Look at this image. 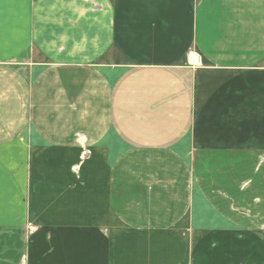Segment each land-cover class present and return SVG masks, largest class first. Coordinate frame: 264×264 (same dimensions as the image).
Segmentation results:
<instances>
[{"label":"crops","instance_id":"0c3cea01","mask_svg":"<svg viewBox=\"0 0 264 264\" xmlns=\"http://www.w3.org/2000/svg\"><path fill=\"white\" fill-rule=\"evenodd\" d=\"M250 79L264 93V0H0V264H190L199 230L185 231L233 211L218 201L223 183L215 194L200 175L188 183L184 163L251 139L264 167V109L251 138L210 110H232ZM93 196L124 205L112 225L103 206L89 212ZM256 200L264 264L261 173Z\"/></svg>","mask_w":264,"mask_h":264},{"label":"rangeland","instance_id":"374dc122","mask_svg":"<svg viewBox=\"0 0 264 264\" xmlns=\"http://www.w3.org/2000/svg\"><path fill=\"white\" fill-rule=\"evenodd\" d=\"M199 63L197 66H200ZM252 71H249L251 73ZM90 79L94 77H102L101 71H89ZM105 79V77H103ZM105 85L109 83V80L104 81ZM255 82V79H250L248 83L238 88L243 89V95H238L237 98L233 101L234 104H237L235 107H232V110L227 112L224 111V108L228 102H223L220 105V100L215 103L210 110L217 117L218 115L228 114L233 118L239 117L242 121H239V126H249L250 138L255 137L256 132V114L257 110L264 109L263 101L260 100L262 94L261 91L256 90V86L252 87ZM93 83H91V86ZM256 85V84H255ZM101 86V85H100ZM237 88H233L235 90ZM107 88H105V91ZM233 92V91H232ZM242 116V117H240ZM236 120V119H235ZM255 128V129H253ZM76 138L81 146L85 144V136L77 133ZM248 151H230V152H221L216 151L209 154V158L206 160L204 158L200 159L199 156H195L192 163L190 161L185 162L186 172L188 174L189 181L192 180L194 174L200 175L204 180L213 181L210 191L212 194H215V191L218 190L221 183L224 184L226 191L219 190L218 201L222 200L228 208L232 209L233 213L231 216L224 218L221 215L217 214H207L203 215L202 221L200 224L191 227L185 231V233L194 232V230H199V233L196 238H199L198 244L189 245L187 248L184 246V254H188L190 264L191 261L196 258V264H257V244L255 236V228L253 224L255 223L256 210L253 209V212L250 210L251 207H256V198H257V183L259 181V174L261 173V178L264 177L263 170L264 167L262 163L258 162V156L260 155V150L257 148V144L254 140L250 139ZM87 150V149H84ZM107 151H97V159H99L98 165L104 174V185L108 186L111 174L108 170L109 162L106 160H101L102 155ZM115 153V151H113ZM119 152V157L117 161L126 158L125 154H128L126 148H121ZM87 151H84L85 155ZM75 154V151H73ZM192 154V150H188L185 153V157ZM262 155V154H261ZM86 157V156H83ZM212 157V158H211ZM82 159V158H81ZM204 160V161H203ZM228 161V162H227ZM203 164H206L205 166ZM148 168V167H147ZM191 172L189 173L188 170ZM242 181L246 182L249 186V191H246L242 186ZM241 183V187L239 189ZM95 184V181H93ZM196 185V184H195ZM123 189H128L123 185ZM65 193L67 195H65ZM70 193V194H68ZM80 192L77 189L70 190L67 192L63 191L60 195L67 196L72 195L73 197ZM128 193V192H127ZM91 196V195H89ZM232 196V197H231ZM213 197V196H212ZM103 202H97L96 198L90 197L89 201V212L96 211V209L101 206L104 207L105 211V220L104 222L110 223L112 225V218L116 214L112 213V207H120L124 205H118L117 202H112L109 198L105 197ZM124 200V198H122ZM128 200V199H127ZM249 209H248V202ZM83 199L81 200V202ZM99 201V200H98ZM190 201H194V198L191 197ZM80 202V203H81ZM231 202V205L229 204ZM62 203L67 205L66 199L60 198L56 201V206L61 207ZM87 204L86 202H82ZM125 205H128L125 203ZM92 209V210H91ZM248 212V214H247ZM208 213V211H206ZM249 215V216H247ZM93 219H96V215H92ZM90 217V218H91ZM191 219V215L188 216ZM236 219V222L235 220ZM250 228H244L248 233L245 235L243 233V228H240L245 223H248ZM187 221L185 220V224ZM189 224V223H188ZM191 226V225H190ZM233 228V229H231ZM108 229L104 230L105 235H108ZM190 236V235H189ZM106 242L108 238H105ZM110 240V239H109ZM188 242V241H187ZM200 258V259H199ZM188 260V258H185Z\"/></svg>","mask_w":264,"mask_h":264},{"label":"built area","instance_id":"2783aa9c","mask_svg":"<svg viewBox=\"0 0 264 264\" xmlns=\"http://www.w3.org/2000/svg\"><path fill=\"white\" fill-rule=\"evenodd\" d=\"M195 63H198V64L200 63L198 57H196V59H195Z\"/></svg>","mask_w":264,"mask_h":264}]
</instances>
